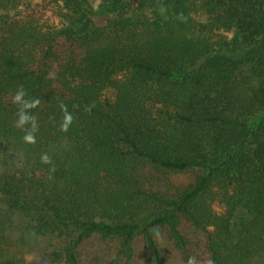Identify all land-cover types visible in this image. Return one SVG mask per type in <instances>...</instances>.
Wrapping results in <instances>:
<instances>
[{
  "label": "trees",
  "instance_id": "obj_1",
  "mask_svg": "<svg viewBox=\"0 0 264 264\" xmlns=\"http://www.w3.org/2000/svg\"><path fill=\"white\" fill-rule=\"evenodd\" d=\"M52 1L0 0V205L37 264H264V0Z\"/></svg>",
  "mask_w": 264,
  "mask_h": 264
},
{
  "label": "rangeland",
  "instance_id": "obj_2",
  "mask_svg": "<svg viewBox=\"0 0 264 264\" xmlns=\"http://www.w3.org/2000/svg\"><path fill=\"white\" fill-rule=\"evenodd\" d=\"M12 15L21 20H34L41 26L61 24L60 5L52 0H18L11 10ZM195 18L202 19V15ZM11 148L6 149V154L0 153V162L3 158L15 163L13 169L18 171L21 165L16 162V154ZM240 214H236L239 217ZM26 219L19 213H9L0 205V255L13 256L19 259V264H37L52 244L54 238L40 237L33 239L27 236L24 229Z\"/></svg>",
  "mask_w": 264,
  "mask_h": 264
},
{
  "label": "clouds",
  "instance_id": "obj_3",
  "mask_svg": "<svg viewBox=\"0 0 264 264\" xmlns=\"http://www.w3.org/2000/svg\"><path fill=\"white\" fill-rule=\"evenodd\" d=\"M49 75H52V73H50ZM22 95H23V92L21 91L20 93H18L16 95L15 100L19 102L21 100ZM31 106H33V105L29 104L27 102H25V104H24V107H31ZM29 119H31V118L27 114H25L23 108H21L20 113H19L18 126H23L26 122L29 121ZM70 119H71L70 117H66L65 124L62 126L63 130H65V131L67 130V125H68V122H70ZM33 126L35 127V125H33ZM25 140L28 142L34 143L35 137H34V135H32V133H28L25 136ZM43 159L45 162H48L47 156L43 157ZM188 264H194V258H189ZM208 264H212V262L209 261Z\"/></svg>",
  "mask_w": 264,
  "mask_h": 264
}]
</instances>
